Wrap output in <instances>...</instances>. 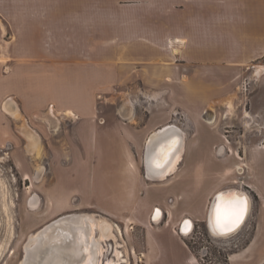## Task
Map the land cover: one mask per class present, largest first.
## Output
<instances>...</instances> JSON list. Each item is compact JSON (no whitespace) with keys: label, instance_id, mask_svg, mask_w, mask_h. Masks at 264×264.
<instances>
[{"label":"rangeland","instance_id":"rangeland-1","mask_svg":"<svg viewBox=\"0 0 264 264\" xmlns=\"http://www.w3.org/2000/svg\"><path fill=\"white\" fill-rule=\"evenodd\" d=\"M87 3L92 6L98 2ZM12 5L20 9V0H13ZM5 25L0 9L3 32ZM203 29L210 47L196 49L199 56L213 50L221 52L222 42H230L223 35L216 37L212 28ZM1 37L0 33V41ZM51 41L60 44L64 40L57 34ZM258 67L261 70L257 73ZM194 69L192 65L182 66L180 72L190 75ZM200 71L208 72L204 67ZM145 72L144 66L123 67L120 82L98 91L94 107L103 115L99 118L106 120L100 126L107 137L99 145H80L75 134L78 117L58 113L53 104L35 109L28 115L30 122L24 114L19 119L7 114L8 119L2 122L5 132L0 134V264H20L28 237L70 212L92 214L119 228L112 242L114 251L116 246L121 250L120 264L262 261L264 252L256 247L235 260L229 255L240 253L250 242L259 206L264 202L260 193L264 191V57L233 69L218 66L215 75L201 76L196 85L189 83L188 76L180 75L183 84L194 89L189 97L153 94L151 99L152 91H144ZM17 76L20 65L0 64V87L9 89L7 94L11 95L6 97L16 102L12 94L17 89ZM205 87L208 89L201 90ZM211 89L216 93H209ZM126 100L134 102L135 112L124 120L116 112ZM50 109L59 119L55 128L34 116ZM193 109L198 110L191 113ZM26 123L39 133V147L35 145L32 150L27 146L30 141L20 136V126L26 128L27 137L33 134ZM167 123L186 132L184 160L166 178L148 180L142 159L144 142L152 131ZM239 155L242 158L236 157ZM229 186L248 192L251 211L237 232L214 236L206 224L208 206L216 191ZM155 206L164 211L160 222L155 220L158 223L149 218ZM184 217L194 221L188 234L178 230ZM103 255L106 261L116 259L110 252Z\"/></svg>","mask_w":264,"mask_h":264},{"label":"crops","instance_id":"crops-1","mask_svg":"<svg viewBox=\"0 0 264 264\" xmlns=\"http://www.w3.org/2000/svg\"><path fill=\"white\" fill-rule=\"evenodd\" d=\"M0 1L6 21L5 32L0 29V64L20 65L17 89L12 94L18 111L29 117L49 103L63 115L71 111L78 117L76 139L88 148L107 138L100 126L106 120L99 118L103 115L96 112L94 104L98 91L121 81L123 67H145L142 81L145 93L152 91L151 99L153 94L189 97L194 91L189 87L202 80L201 76L215 75L218 66L233 69L264 57V0H96L92 6L87 0H20V9L13 8V0ZM206 27L230 42L219 41L224 50L209 51L204 57L195 50L210 47L203 33ZM57 34L64 40L60 44L51 41ZM191 65L194 72L185 75L192 85L186 86L180 69ZM200 67L208 72L202 74ZM8 91L0 87V134L5 132L3 120L11 116L5 110L11 106L6 103V96L11 95ZM116 115L120 117L118 112ZM211 120L213 123L206 119ZM22 129L20 126V136ZM35 136L39 139V133ZM257 214L250 242L230 259L255 247L264 252V202ZM259 264H264V258Z\"/></svg>","mask_w":264,"mask_h":264},{"label":"bare ground","instance_id":"bare-ground-1","mask_svg":"<svg viewBox=\"0 0 264 264\" xmlns=\"http://www.w3.org/2000/svg\"><path fill=\"white\" fill-rule=\"evenodd\" d=\"M260 70L261 67H258L257 73L260 72ZM7 98L8 100H6V103L8 104L9 102L11 105L9 107L10 109L12 107V109L10 110L5 107V110L9 112L12 118L19 119L20 112L16 106V101L13 97ZM228 101H230V99ZM228 103L230 104V102ZM64 114L73 115L69 110L65 111ZM245 115L249 116L247 113ZM208 122H212V120ZM22 125L25 126V123ZM185 136L186 132L174 123L160 127L149 134L146 140L147 152L144 158L146 177L148 179L162 180L177 169V166L182 159V149ZM28 137H31L30 140H28L31 142L27 145L28 149L30 148L29 150H32L35 145L36 147H39L40 142L36 136V138L34 135H29ZM237 167L240 168V166ZM249 213L250 208L248 209L246 219L248 218ZM74 215V217L67 218L65 222L58 223V229H60L61 233L56 232L58 233L57 237L51 239V245L48 247L49 252H45L44 254L45 258L54 259L51 264H59L55 259L60 260L63 256H65V264H120L118 260L121 256V250L118 249V246L115 247L114 251L116 259H108L105 262L101 259L105 250L103 241L106 239L108 240L109 237L116 240L117 234L113 231V225L109 223V221H106L103 218H97L92 214L81 213ZM160 216L161 212L157 209L154 216L155 220L159 221ZM184 218L180 220L179 226ZM187 218L189 219L186 220L182 226L183 234H188L194 225V221L190 217ZM237 231L238 230H235L233 233ZM231 234L218 235V237ZM45 243L47 245V242ZM33 250L38 252L36 247Z\"/></svg>","mask_w":264,"mask_h":264},{"label":"water","instance_id":"water-1","mask_svg":"<svg viewBox=\"0 0 264 264\" xmlns=\"http://www.w3.org/2000/svg\"><path fill=\"white\" fill-rule=\"evenodd\" d=\"M117 112L120 118L124 120L129 119L135 112L134 102L131 100H126L122 102L118 106ZM34 116H38V118L46 121V123L50 126V128H55L59 124L58 117H56V115L53 113L51 109L48 110L47 112L36 113L34 114ZM29 130H31L32 132L38 135V133L33 128H31V126H29ZM22 132H23L22 136L27 140H29L25 135L26 128H23ZM235 197H242L247 201V211L244 215L243 220L236 228H234L232 231L223 232L217 227L216 224V210L218 207L222 210H227L230 206L231 201ZM249 208L251 209V197L248 194V192L245 191L243 188L239 186H229L216 191L210 200L207 211L206 224L209 232L214 236H218L223 234H231L235 230H239L246 222L245 220H247L246 216ZM74 216H75L74 214L61 215L55 220L44 224L40 229L34 232V234L30 235L25 243V247H24L25 254L20 264H51V262L54 259L45 258L44 254L45 252H49L48 247H50L51 245L50 241L52 238L55 239L57 237L58 233L56 232L61 233L60 229H58V223L59 222L63 223L67 218ZM188 219L189 218L187 217L184 218L179 226L178 230L181 234H183L182 231L183 223ZM45 242H47V245ZM35 247L36 250H38V252H35L33 250ZM55 260L58 261L59 264H65V256H63L62 259L60 260L59 259H55Z\"/></svg>","mask_w":264,"mask_h":264},{"label":"snow or ice","instance_id":"snow-or-ice-1","mask_svg":"<svg viewBox=\"0 0 264 264\" xmlns=\"http://www.w3.org/2000/svg\"><path fill=\"white\" fill-rule=\"evenodd\" d=\"M247 211V201L242 197H235L227 210H222L219 207L216 210L217 227L228 232L236 228L244 218Z\"/></svg>","mask_w":264,"mask_h":264},{"label":"flooded vegetation","instance_id":"flooded-vegetation-1","mask_svg":"<svg viewBox=\"0 0 264 264\" xmlns=\"http://www.w3.org/2000/svg\"><path fill=\"white\" fill-rule=\"evenodd\" d=\"M27 118V120H28V122H30V119H29V117H26ZM159 128V127H158ZM147 140V139H146ZM146 140H145V142H144V153H143V156H142V159H143V163H144V157H145V153H146ZM23 141H24V139H23ZM78 141V140H77ZM78 143H79V141H78ZM80 145H82V146H84L83 144H81V143H79ZM98 145L100 144V143H97ZM96 144V145H97ZM101 144H103V145H105V144H107V143H101ZM185 151H186V148H185V150H184V153H183V156H182V159H181V161H180V163H179V165L183 162V160H184V154H185ZM90 155V154H89ZM178 165V166H179ZM143 166L145 167V173H144V176H145V178L146 179H148L147 177H146V165H145V163L143 164ZM148 180H150V179H148ZM152 181H154V180H152ZM182 186L184 187V185L182 184ZM71 190L73 189V188H70ZM77 189V188H76ZM160 210V212H161V216H160V219H159V221L158 222H160V220L162 219V217H163V213H164V211L162 210V209H160L159 207H156L155 206V208H153L152 209V212L150 213V221L151 222H153V223H158V222H155V211L156 210ZM67 214H81V213H77V212H70V213H67ZM59 216H57L56 218H58ZM56 218H54L53 220H55ZM53 220H51V221H53ZM193 227H194V225L192 226V228H191V230L189 231V232H191L192 231V229H193ZM118 229L119 228H117V227H114V225H113V231H114V233H118ZM114 238H112V237H109L108 238V240L106 239L105 241H103V244H104V246H105V250H104V255H105V253L106 252H110L113 256H114V244H113V242H112V240H113ZM108 241H110V242H108ZM120 247V246H119ZM103 255V256H104ZM194 255V254H193ZM230 255H232V254H230ZM230 255H229V259H230ZM102 260H103V262H105L106 261V259H104L103 257H102ZM141 260V259H140ZM231 264V263H230Z\"/></svg>","mask_w":264,"mask_h":264}]
</instances>
